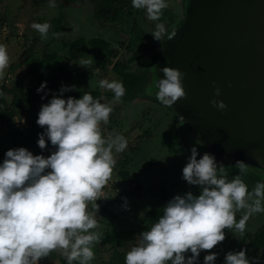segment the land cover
<instances>
[{"label":"clouds","instance_id":"obj_1","mask_svg":"<svg viewBox=\"0 0 264 264\" xmlns=\"http://www.w3.org/2000/svg\"><path fill=\"white\" fill-rule=\"evenodd\" d=\"M130 2L153 21H159L168 6V0ZM49 4L55 6V0H49ZM31 27L43 39L50 24L32 22ZM149 33L161 42L162 51L163 42L175 35L172 31L163 38V22H157ZM8 62L7 48L0 43V78ZM159 72L163 76L154 82L156 99L165 107H173L186 95L183 73L168 65L160 67ZM46 83L41 82L36 91H43ZM98 85L113 93V102L125 93L123 83L116 79L101 78ZM74 88L61 85L59 94L54 93L38 111L36 123L43 131L38 133L36 143L45 149L50 142L54 150L49 155H34L21 146L7 149L0 161V264H39L53 250H59L67 264H90L94 258L92 245L99 239L95 231L96 201L116 163L113 152H122L127 139L120 133H101V123L106 125L112 112L111 102H102V96L94 98L88 91L79 98L63 97ZM220 91L214 87L210 103L223 110L226 103L215 98ZM178 119L180 124L185 122L183 115ZM202 144L197 138L182 168V179L199 186V194L187 191L168 200L159 217L125 252L124 264H198L201 250L212 249L224 240L223 229L243 235L249 217L264 213V180H257L249 190L242 176L250 169L243 161L236 162L239 172L229 179L227 168L218 165L213 154L205 152L197 158L196 145ZM240 210L237 220L235 214ZM188 252L191 255L186 256ZM216 256V252L206 253L203 264H215ZM223 264H250V259L244 249L228 251Z\"/></svg>","mask_w":264,"mask_h":264},{"label":"rangeland","instance_id":"obj_2","mask_svg":"<svg viewBox=\"0 0 264 264\" xmlns=\"http://www.w3.org/2000/svg\"><path fill=\"white\" fill-rule=\"evenodd\" d=\"M188 2L168 0L159 21H153L146 17L144 10L133 8L130 0H55V6H51L49 0H0V43L6 46L9 55L0 84L16 87L17 92L25 94L46 81L52 86V95L59 94L61 85H75L50 79L49 73L65 64L75 75L88 76L82 89L96 91L99 94L94 98L102 96V102L112 103L108 123H101L102 135L114 132L127 139V147L122 152H113L116 163L96 201L99 207L95 231L99 239L92 245L94 258L90 264H105L109 260L112 248L105 239L107 232L121 231V242L128 240L134 245L137 235L159 217L161 207L174 195L187 191L199 194V186L189 185L182 179L192 139L184 123H179L174 107L161 105L156 91L152 90V67L161 42L149 32L157 22H163V38L167 39V34L183 23ZM45 21L50 28L47 37L42 39L31 24ZM80 38L87 41L98 38L106 42L107 47L82 46L79 58L75 59L67 44ZM81 61L87 63L80 65ZM116 61L124 64L122 71L140 72L144 77L135 90L125 92L119 101L113 102V93L101 90L98 81L101 78L122 80V74L114 69ZM75 89L76 85L73 90L64 92L63 97H76ZM28 122L29 116L22 109H18L12 120L0 118V151L5 147L1 136L13 128L28 129ZM200 156L198 149L197 158ZM122 170L129 175L121 174ZM227 171L231 179L239 169ZM262 174L264 171L250 170L242 179L251 190L257 180H264ZM88 210H92L91 204ZM242 211L236 212L237 220ZM263 224L264 213H257L246 221L243 235L234 233L235 236L230 229H223L224 240L212 249L201 250L198 264H203L208 252H216L215 264H223L228 251L241 249L246 250L250 264H264V249L255 252L248 242H241L246 233L255 232ZM255 257L259 259L253 260ZM39 264L67 262L59 250H53L41 258ZM73 264L78 262L73 261Z\"/></svg>","mask_w":264,"mask_h":264},{"label":"water","instance_id":"obj_3","mask_svg":"<svg viewBox=\"0 0 264 264\" xmlns=\"http://www.w3.org/2000/svg\"><path fill=\"white\" fill-rule=\"evenodd\" d=\"M188 3L158 63L183 73L186 95L173 107L214 150L217 164L243 161L264 171V0ZM217 86L223 110L210 103Z\"/></svg>","mask_w":264,"mask_h":264},{"label":"trees","instance_id":"obj_4","mask_svg":"<svg viewBox=\"0 0 264 264\" xmlns=\"http://www.w3.org/2000/svg\"><path fill=\"white\" fill-rule=\"evenodd\" d=\"M88 44L93 45L96 48H106L107 43L98 38H92L87 41L84 38L69 42L70 55L78 59L80 56V49L82 46ZM122 64L120 61H116L114 64V69L122 74L123 78L121 82L125 88V92H132L135 90L143 80V75L139 73H134L131 71H122ZM128 67H126L127 69ZM50 79L60 83H73L76 85L74 95L79 98L84 91L90 92L93 96L99 94L93 90H84L81 88V85L87 81L88 76L84 73L75 75L65 64H61L49 73ZM40 86V85H39ZM37 86V88L39 87ZM36 88V89H37ZM50 88L52 86L47 85L45 89L41 92H37L36 89L29 90L25 94H21L16 91V87H10L5 83L0 84V118L12 120L18 109H22L29 116L28 129H19L13 128L5 133L3 136L4 149L0 151V161L3 160L4 153L9 148L16 147H25L28 150L32 151L33 154H43L45 156L49 155L54 146L50 142H47L46 148L41 149L37 145L36 141L38 139V133L43 131V128L36 123L37 114L40 109V106L43 103H47L51 98L52 93ZM47 92V95H44V92ZM44 96V99L41 97ZM215 157V156H214ZM221 164V163H220ZM219 165V164H218ZM226 168H229L231 165H225ZM121 174L128 176V172L122 170ZM121 231H110L107 232L105 239L110 244L112 248L111 256L105 264H124V255L127 250L130 249L131 242L125 240L121 242ZM241 242H248L255 252H260L264 249V224L260 226L255 232L246 233Z\"/></svg>","mask_w":264,"mask_h":264},{"label":"flooded vegetation","instance_id":"obj_5","mask_svg":"<svg viewBox=\"0 0 264 264\" xmlns=\"http://www.w3.org/2000/svg\"><path fill=\"white\" fill-rule=\"evenodd\" d=\"M188 7H189V3H188V5H187L186 8H188ZM186 14H187V12H186ZM186 14H185V17H186ZM185 17H184V19H185ZM160 52L162 53V50L161 49L159 51V54L157 55L156 61H154L155 64L152 67L153 68V79H154V82L160 76V72L158 70V68H160L162 66V65L161 66L160 65L158 66L159 57L161 55ZM154 82H153V85H154ZM152 90L155 92L156 91V88L154 87ZM184 125L187 128V131H188V134L190 136V139H192L193 145H195L197 138H199L201 141H203V144L202 145H196L197 148L199 149L200 154L203 155V153L208 152V153L213 154L215 156L214 150H211L209 148L208 143H206V141L203 138H201L200 135L197 133L198 131L193 130L191 127L187 126L185 123H184ZM231 169H238V168H236L235 165H231V166H229V168H227V170H231ZM249 169L251 171H253V172L256 171V170H261V169H257V168H251V167H249ZM255 173H257V172H255ZM262 175L264 176V174H262Z\"/></svg>","mask_w":264,"mask_h":264}]
</instances>
